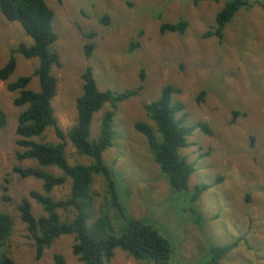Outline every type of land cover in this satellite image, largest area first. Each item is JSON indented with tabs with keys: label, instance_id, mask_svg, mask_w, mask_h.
<instances>
[{
	"label": "rangeland",
	"instance_id": "1",
	"mask_svg": "<svg viewBox=\"0 0 264 264\" xmlns=\"http://www.w3.org/2000/svg\"><path fill=\"white\" fill-rule=\"evenodd\" d=\"M227 1L208 0L194 5L192 0H46L54 11L53 27L59 36L55 47L62 59V66L52 71L58 80L52 104L65 132L76 122V100L83 93L82 73L88 66L93 68L100 90L116 91L138 87L140 70L145 69L144 89L118 106L113 146L104 158L117 160L120 195L130 212L175 245L168 264H210L213 246L234 242L236 247L220 264H264V8L255 5L239 10L226 26L222 42L216 36L205 38ZM106 13L111 20L102 24ZM181 18L189 22L183 35L161 33L163 23ZM140 29L144 32L142 45L131 51L130 42ZM89 31L97 33L94 40L84 37L83 32ZM92 41L94 51L87 59L85 46ZM21 44L32 45L33 40L19 23L8 21L0 11V68L9 59L10 50ZM16 58L15 73L8 81L0 80V111L6 115V124L0 129V212L10 213L16 220L8 248L16 264H52L54 254H62L67 264H83L73 254V235L57 238L37 258L20 220L17 205L32 190L41 191L42 181L21 178L13 171L19 164L16 127L22 108L14 105L15 94L7 90V83L32 74L39 63L19 53ZM166 85L182 89L174 99L185 104L189 124L206 121L214 132L210 136L195 129L188 139L191 146L180 150L195 167L188 192L197 185H209L196 203L204 218L200 224L190 210L188 193L171 191L145 137L134 128L139 121L156 128L144 106L158 99ZM31 87L39 88L36 77ZM202 91L205 97L198 103ZM109 109L106 104L94 114L92 139L98 137L103 113ZM235 112L240 114L233 121ZM45 141L57 142L58 138L48 130ZM67 154L70 164L88 161L69 141ZM21 165L38 164L27 160ZM45 170L63 174L56 167ZM6 176L10 201L2 198ZM70 191L71 180H67L51 196L65 199ZM93 191L98 216L105 202L102 177L95 175ZM31 203L35 216L43 214L34 199ZM58 212L62 220L73 217L71 212ZM108 264L157 263L137 260L117 248Z\"/></svg>",
	"mask_w": 264,
	"mask_h": 264
},
{
	"label": "trees",
	"instance_id": "2",
	"mask_svg": "<svg viewBox=\"0 0 264 264\" xmlns=\"http://www.w3.org/2000/svg\"><path fill=\"white\" fill-rule=\"evenodd\" d=\"M194 5L208 0H192ZM218 2L219 0H210ZM255 5L264 8L263 2L250 0H229L218 12L216 24L208 30L204 37L216 36L222 42L224 30L241 9H250ZM0 11L10 22L19 23L25 33L33 40L32 45L21 44L10 50L7 62L0 68V80L8 81L17 68L16 54L26 59H38V66L30 75L19 76L7 83V90L14 93L13 103L22 108L18 115L16 127V159L19 164L13 171L21 178L32 177L42 181V190H32L29 197H23L17 205L20 220L25 224L27 238L32 241L36 257L41 258L45 250L63 235H73V254L83 264H108L117 248H121L137 260H150L157 264H168L172 258L175 245L161 235L143 219L134 216L120 195L121 174L116 169L117 160L107 161L105 152L113 146L115 138L114 118L120 103L138 96L144 89L146 73L140 70L138 87L122 91L112 89L100 90L97 86L93 68L88 66L82 73L83 93L76 100L77 118L75 124L64 131L56 117L52 104L58 92V80L53 75L54 67L62 66L60 52L55 44L59 39L53 27L54 11L46 0H0ZM111 18L106 13L101 18L102 24H108ZM189 26L186 19L174 23H163L160 31L175 32L183 35ZM88 40H94L97 33L83 32ZM144 32L140 29L130 42V50L138 49L142 44L140 38ZM94 51L93 41L85 46V57L89 59ZM38 79L39 88L33 89V78ZM182 89L174 85H166L155 101L144 106L148 119L155 125L145 121L136 122L135 130L142 134L149 146L154 161L166 176L172 192H187L190 197L192 215L200 224L204 221L196 203L209 185H197L189 191V181L195 172L194 164L184 157L180 150L191 146L188 141L195 129L199 128L206 135L214 134L209 123L200 121L197 125L188 123L185 104L175 100ZM205 97V91L198 96V103ZM108 104L109 110L103 113L100 131L97 138L92 139V119L96 112ZM235 112L234 119L239 115ZM6 124V115L0 111V129ZM52 130L57 142L45 141V134ZM68 141L78 155L88 161L70 164L68 161ZM36 160L37 166L24 167V161ZM56 167L63 174L55 175L45 170ZM95 175L105 182V202L98 216L95 213V197L93 185ZM71 180L70 195L56 200L52 191ZM2 198L10 201L9 178H4L1 186ZM31 199L43 209V214L35 216L32 212ZM59 210L73 214L70 219L62 220ZM16 220L7 212H0V264H16L8 248ZM237 243L216 245L211 249L210 264L220 261L236 247ZM52 264H67L62 254H54Z\"/></svg>",
	"mask_w": 264,
	"mask_h": 264
},
{
	"label": "bare ground",
	"instance_id": "3",
	"mask_svg": "<svg viewBox=\"0 0 264 264\" xmlns=\"http://www.w3.org/2000/svg\"><path fill=\"white\" fill-rule=\"evenodd\" d=\"M133 132V131H132Z\"/></svg>",
	"mask_w": 264,
	"mask_h": 264
}]
</instances>
